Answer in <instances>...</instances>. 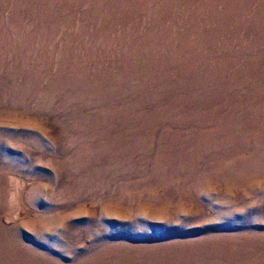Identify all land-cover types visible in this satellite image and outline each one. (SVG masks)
Instances as JSON below:
<instances>
[{
	"label": "rangeland",
	"instance_id": "obj_1",
	"mask_svg": "<svg viewBox=\"0 0 264 264\" xmlns=\"http://www.w3.org/2000/svg\"><path fill=\"white\" fill-rule=\"evenodd\" d=\"M0 264H264V0H0Z\"/></svg>",
	"mask_w": 264,
	"mask_h": 264
}]
</instances>
